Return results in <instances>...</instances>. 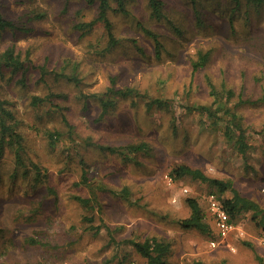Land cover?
Returning a JSON list of instances; mask_svg holds the SVG:
<instances>
[{"label":"rangeland","instance_id":"obj_1","mask_svg":"<svg viewBox=\"0 0 264 264\" xmlns=\"http://www.w3.org/2000/svg\"><path fill=\"white\" fill-rule=\"evenodd\" d=\"M196 1L200 23L192 0H165L160 21L147 0H129L131 15L110 0L117 43L109 46L104 25L84 35L77 28L97 16V5L0 0L3 15L24 30L3 33L0 53L16 47L29 69L20 85L23 71L0 67V94L21 137L0 155V264H146L132 242L149 238L170 245L168 264H264V226L252 213L234 220L245 235L234 232L216 249L210 236L180 223L190 215L186 199L196 198L211 224L215 192L188 177L170 181L181 165L232 181L264 209V5L246 14L231 12L226 0ZM142 26L159 36V55ZM206 53V64L194 69ZM112 82L139 95L114 98L98 121L99 98ZM32 96L47 100L32 107ZM155 99L167 107L148 110ZM235 123L246 131L245 156ZM143 142L148 150L129 159L100 149Z\"/></svg>","mask_w":264,"mask_h":264},{"label":"trees","instance_id":"obj_2","mask_svg":"<svg viewBox=\"0 0 264 264\" xmlns=\"http://www.w3.org/2000/svg\"><path fill=\"white\" fill-rule=\"evenodd\" d=\"M89 6L97 5L98 13L97 16L89 23H82L77 25V28L83 32V35L88 33L98 24L104 25L106 33L109 37V46L115 45L117 43V39L115 37L113 31V24L110 20V11H112L110 0H85ZM117 3L118 11L123 15H131V12L128 8L129 0H115ZM208 1V0H207ZM228 3V7L230 11L235 13L237 11H243L246 14H249L250 8H259L264 5V0H226ZM195 5L196 14L198 16V22L200 23L199 13L197 11V1L192 0ZM147 4L150 11V17L157 21L166 18V2L165 0H147ZM245 8L246 10H243ZM41 17V16H39ZM38 18V16L36 17ZM143 27V26H142ZM23 30V28H19L18 25L6 18L0 10V36L9 30ZM144 33L154 41V45L156 48V53L159 55L162 42L159 36L153 31L144 28ZM24 31V30H23ZM209 53L201 54L200 58L197 62L194 63V69H198L199 67L206 64ZM22 57L17 52L16 47L11 46L5 49L0 53V67L4 66L6 68L11 69V72L17 73L23 71L21 78L17 81L20 85H24L26 81V73L29 70L25 67ZM41 71V79H45L47 75V69L45 65H41L39 67ZM69 78V77H68ZM69 80L73 82H78V79L74 76L69 78ZM114 82V80H112ZM108 87L105 96L100 97V105H101V113L98 117V121L103 120L109 113L111 109H113L116 105L114 98H129L134 94L139 95V91L133 88H121L118 89L114 86V83ZM207 83L210 88V94L212 96L216 93V88L210 78L207 79ZM47 97L40 96H32L30 99V104L32 107H37L40 104L46 102ZM264 101V99H263ZM155 106L159 108L167 107V103L161 99H155L146 104L148 110L153 109ZM196 111L204 113H211L210 108L206 106H198L193 108ZM13 121L8 124V121ZM18 124L14 122L13 113L9 108H7V101L3 100V97L0 94V155L2 154L6 145H9L11 141L17 139L19 142L20 135L17 133ZM234 127L239 131V136L236 142V147L238 151L242 155H246L247 150L249 149V145L246 142V131L243 130L237 123L234 124ZM232 127H228L226 130V135L230 136V132L232 133ZM54 135L55 133H50V139L52 144H54ZM9 138V139H8ZM100 149L106 150L110 153H119L124 158L129 159L128 153H140L148 150L147 143L133 144L129 145L126 150H120L111 146L100 145ZM170 177L173 180H180L183 178H191L195 181H200L204 184H208L215 189L214 194H216L220 199H222L224 207L228 214L231 216L234 221L241 214L244 213H252L251 220L258 221L260 226H264V209L253 200L243 197L238 190L234 188V184L232 181H223L219 179H214L209 177L204 171L201 169H195L187 165H181L179 167L174 168L170 172ZM226 193H230V197L223 198ZM80 202L87 203V200L82 198H76ZM186 204L190 209V215L188 218L183 219L180 223L183 228L187 230H196L202 234L213 237V228L210 222H208L207 216L196 198H187ZM30 243L35 244L36 241L34 239L29 240ZM249 245V244H248ZM132 246L136 250V252L146 260V264H168V255L170 253V245L158 240L157 238H149L143 242H132Z\"/></svg>","mask_w":264,"mask_h":264},{"label":"built area","instance_id":"obj_3","mask_svg":"<svg viewBox=\"0 0 264 264\" xmlns=\"http://www.w3.org/2000/svg\"><path fill=\"white\" fill-rule=\"evenodd\" d=\"M173 179L171 178L170 181ZM184 193H188V189H184ZM262 193L264 195V185L262 186ZM208 208L210 213V220L213 228V237L209 240V247L216 249L221 245L226 244L229 237L237 232L239 236H244V231L236 226L231 216L226 211L222 199L216 194L212 193L208 196ZM264 244V234L261 239Z\"/></svg>","mask_w":264,"mask_h":264}]
</instances>
